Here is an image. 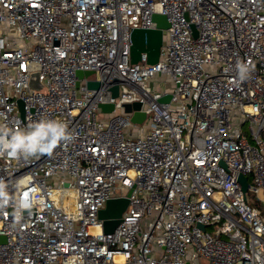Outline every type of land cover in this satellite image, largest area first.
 Listing matches in <instances>:
<instances>
[{
    "label": "built area",
    "instance_id": "2783aa9c",
    "mask_svg": "<svg viewBox=\"0 0 264 264\" xmlns=\"http://www.w3.org/2000/svg\"><path fill=\"white\" fill-rule=\"evenodd\" d=\"M154 14L170 23L159 61L132 64ZM41 119L72 139L0 154V264H264L239 182L264 205V0H0V125ZM131 188L105 234L99 211Z\"/></svg>",
    "mask_w": 264,
    "mask_h": 264
},
{
    "label": "water",
    "instance_id": "95a60500",
    "mask_svg": "<svg viewBox=\"0 0 264 264\" xmlns=\"http://www.w3.org/2000/svg\"><path fill=\"white\" fill-rule=\"evenodd\" d=\"M155 23L154 29H135L132 32V45H131V63L137 64L142 57V54L147 55V62L150 65L156 64L159 61L161 48L164 43V31L170 28V23L167 17L163 14H154L152 17ZM192 30L195 36L197 31L194 26ZM94 72H78L79 79L89 78ZM79 85V84H78ZM101 83L98 81H88L87 87L89 89H100ZM112 97H118L119 87L115 86L111 89ZM171 96H165L160 101L167 102ZM23 111V103L19 102ZM114 104H101L100 108L104 112H112L114 110ZM126 113L132 114L131 121L135 124H142L146 115L139 112L141 103H128L124 105ZM239 182L242 185V190L247 195L250 185L248 178L244 175L239 176ZM134 188H131L125 197L112 198L107 201L105 208L99 211V219L103 222V231L105 234L113 233L121 222L123 213L129 206V198L132 195ZM3 239V237H1Z\"/></svg>",
    "mask_w": 264,
    "mask_h": 264
},
{
    "label": "clouds",
    "instance_id": "9594fccd",
    "mask_svg": "<svg viewBox=\"0 0 264 264\" xmlns=\"http://www.w3.org/2000/svg\"><path fill=\"white\" fill-rule=\"evenodd\" d=\"M71 139L67 125L55 119H41L23 130L0 125V154L20 158L51 153L58 144Z\"/></svg>",
    "mask_w": 264,
    "mask_h": 264
},
{
    "label": "rangeland",
    "instance_id": "374dc122",
    "mask_svg": "<svg viewBox=\"0 0 264 264\" xmlns=\"http://www.w3.org/2000/svg\"><path fill=\"white\" fill-rule=\"evenodd\" d=\"M146 124H147V122L145 123V125ZM244 128H245L246 133H248L249 132V123H245L244 124ZM250 182H251V184L253 186L252 178H250ZM248 199H249V203L252 206L258 208L260 213H261V215H264V205L257 201L255 192L253 190H249ZM203 264H207V262H203Z\"/></svg>",
    "mask_w": 264,
    "mask_h": 264
}]
</instances>
